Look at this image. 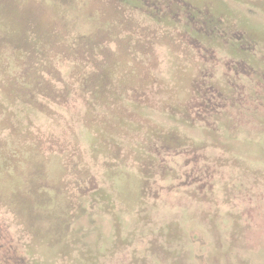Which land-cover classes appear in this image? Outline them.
<instances>
[{
    "label": "rangeland",
    "instance_id": "rangeland-1",
    "mask_svg": "<svg viewBox=\"0 0 264 264\" xmlns=\"http://www.w3.org/2000/svg\"><path fill=\"white\" fill-rule=\"evenodd\" d=\"M0 264H264V0H0Z\"/></svg>",
    "mask_w": 264,
    "mask_h": 264
}]
</instances>
